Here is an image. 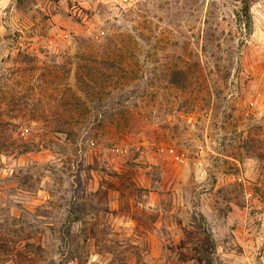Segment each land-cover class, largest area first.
I'll use <instances>...</instances> for the list:
<instances>
[{
  "label": "rangeland",
  "instance_id": "374dc122",
  "mask_svg": "<svg viewBox=\"0 0 264 264\" xmlns=\"http://www.w3.org/2000/svg\"><path fill=\"white\" fill-rule=\"evenodd\" d=\"M243 1L0 0V264H264Z\"/></svg>",
  "mask_w": 264,
  "mask_h": 264
},
{
  "label": "trees",
  "instance_id": "16d2710c",
  "mask_svg": "<svg viewBox=\"0 0 264 264\" xmlns=\"http://www.w3.org/2000/svg\"><path fill=\"white\" fill-rule=\"evenodd\" d=\"M235 16L239 22H242L245 26L249 27L252 19H251V15H250V3L248 0L243 1V6L239 10L236 11ZM112 65H113V67H115L121 71L124 69V67H126V65H123L122 63L121 64L120 63H115V64L113 63ZM83 68L87 69V70H92L93 66L86 64L85 66H83ZM169 75H170L171 82L174 84L179 83V79L181 76H185L183 74V71L175 70V69L170 70ZM176 78H178V80H176Z\"/></svg>",
  "mask_w": 264,
  "mask_h": 264
}]
</instances>
